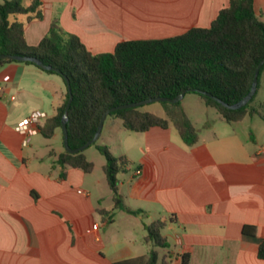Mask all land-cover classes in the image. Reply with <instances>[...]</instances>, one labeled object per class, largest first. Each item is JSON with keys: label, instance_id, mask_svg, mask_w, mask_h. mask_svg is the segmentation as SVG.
I'll list each match as a JSON object with an SVG mask.
<instances>
[{"label": "crops", "instance_id": "crops-1", "mask_svg": "<svg viewBox=\"0 0 264 264\" xmlns=\"http://www.w3.org/2000/svg\"><path fill=\"white\" fill-rule=\"evenodd\" d=\"M41 1L42 18L11 17L24 24L26 42L37 44L57 18L92 53L110 52L123 40L158 39L208 27L228 4ZM254 7L264 22V0H254ZM66 88L57 72L27 63L0 66V264H113L147 255L153 244L144 242L145 225L156 219L165 222L162 234L169 244L156 249L160 257L169 251L172 264H182L184 254L188 264H264L257 256L264 236L261 117L226 122L219 115L228 126L196 128L198 141L191 146L172 125L142 132L123 127L117 134L121 154L115 155L125 158L118 188L126 207L142 211L132 214L115 208L112 194L111 203L103 205L98 193L103 180L107 183L103 168L102 177L94 179L92 159L90 173L59 165L62 133L57 130L51 138L41 134L40 126L56 113ZM32 111L45 117L36 132L22 133L19 126ZM244 225L258 226L260 236L244 235Z\"/></svg>", "mask_w": 264, "mask_h": 264}, {"label": "trees", "instance_id": "trees-1", "mask_svg": "<svg viewBox=\"0 0 264 264\" xmlns=\"http://www.w3.org/2000/svg\"><path fill=\"white\" fill-rule=\"evenodd\" d=\"M21 14L27 15V21L42 18V1L32 0L26 6L23 0H1L0 54L37 57L59 69L62 77H68L72 92L67 121L71 148H78L93 137L107 109L150 97L173 98L184 90L199 94L203 102L214 108L226 122L241 120L245 115H258L264 120V102L255 100L264 63L259 69L255 94L241 108H227L211 97L191 91L209 92L229 104L239 101L248 93L255 70L264 58V22L255 11L254 0H228L208 27H191L181 34L158 39L123 40L112 51L101 53H92L78 36L63 31L57 18L52 20L42 39L30 45L24 37V24L11 20L12 16ZM8 63H27L39 67L32 61L0 59V66ZM68 98L66 88L56 113L40 126L44 137L51 138L57 130L62 133L61 118ZM181 102H161L166 117L141 110V106H138L112 111L107 118L117 117L125 129L136 132L146 131L153 126L166 128L172 125L182 141L191 146L198 141V133ZM96 147L106 159L102 168L112 192L114 207L132 214L142 212L126 207L119 193L117 174L125 158L116 157L106 144H97ZM83 151L70 153L63 149L56 162L63 167L90 173L94 163ZM164 226L165 222L160 219L145 225L144 242L153 244L147 255L113 264H172L169 251L160 257L156 249L169 246L162 234ZM242 233L259 237L260 228L244 225ZM257 256L264 259V236L258 243ZM188 262V254L182 255V264Z\"/></svg>", "mask_w": 264, "mask_h": 264}, {"label": "rangeland", "instance_id": "rangeland-1", "mask_svg": "<svg viewBox=\"0 0 264 264\" xmlns=\"http://www.w3.org/2000/svg\"><path fill=\"white\" fill-rule=\"evenodd\" d=\"M27 2L28 0H23L24 5H26ZM22 16L23 15H18V18ZM257 99L264 100V73L261 75L260 78V85L255 97V100ZM181 103L188 118L192 121L195 128L203 129L205 128V125H208L209 127L211 125L212 126L225 125L226 127L228 126L224 120H221L219 118V114L214 108H206L205 104L203 103L202 97L195 92L187 93L185 97L182 99ZM140 108L141 110L152 112L162 117H166L163 104L161 102H151L141 106ZM123 131L125 130L121 124V120L117 117L109 116L104 122L102 128V136L97 140L96 144H91L89 147L84 149L83 151L84 155L89 160L92 159L96 165L91 178L96 179L98 177H102L103 171L101 164L106 161L105 157L97 149L96 147L97 144H103V143L108 144L110 146L112 153L118 156L119 154H121L120 153L121 148L117 138V134L118 132L120 134ZM44 141H46L47 143L52 142L46 139ZM61 143L62 141L61 139H59V141L57 142V146L61 147ZM52 146H56V144L53 145L52 142ZM98 193L101 194V196L103 197L102 199L103 205L106 206L111 203L110 195L112 194V192L105 180H103V184L99 186ZM165 231L166 230H164L163 233H165Z\"/></svg>", "mask_w": 264, "mask_h": 264}, {"label": "water", "instance_id": "water-1", "mask_svg": "<svg viewBox=\"0 0 264 264\" xmlns=\"http://www.w3.org/2000/svg\"><path fill=\"white\" fill-rule=\"evenodd\" d=\"M0 59H15V60H19V61H32L35 64H37L39 67H41L42 69L52 70V71H55V72L61 74V71L59 69L54 68L51 65L45 64L41 59L34 57V56H24V55L2 53V54H0ZM263 63H264V58L260 61V63L258 64V66L255 70L252 85H251V88L248 91V93L242 99H240L239 101H237L233 104H229V103L223 101L222 99H220V98H218V97H216V96H214L211 93L206 92V91L197 90V89H192L191 91H197V92L202 93L208 97H211L227 108H230V109L241 108V107L245 106L251 100V98L253 97V95L255 94V92L257 90L258 73H259V69ZM63 78L66 82L67 90L69 93V98H68V101H67L65 109H64V113H63L62 118H61V130H62V136H63L64 149L70 153H77L79 151H82V150L86 149L87 147H89L92 143L96 142L100 138L104 122H105V120H106V118L110 112L115 111V110H119V109L129 108V107H138V106H142V105H145V104H148L151 102L166 101V102H170V103H176V102L181 101L184 98V96L186 95V93L189 91V90H184L183 92H181L180 94H178L177 96H175L173 98L157 96V97H150V98L140 100L137 102L113 106V107L107 109L105 111V113L102 115V117L100 119V123H99L93 137L91 139H89L85 144L81 145L80 147L71 148L69 145V142H68L67 121H68V110H69L70 104L72 102V92H71V87H70V82H69L68 77L66 75H63Z\"/></svg>", "mask_w": 264, "mask_h": 264}, {"label": "built area", "instance_id": "built-area-1", "mask_svg": "<svg viewBox=\"0 0 264 264\" xmlns=\"http://www.w3.org/2000/svg\"><path fill=\"white\" fill-rule=\"evenodd\" d=\"M45 117V114L41 111H32L20 124L19 129L22 133L31 134L36 132V127L40 121ZM33 126V128H32ZM264 150V146L262 147ZM140 171L137 170L138 174ZM93 228L97 227V224L94 223Z\"/></svg>", "mask_w": 264, "mask_h": 264}]
</instances>
